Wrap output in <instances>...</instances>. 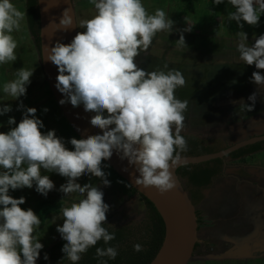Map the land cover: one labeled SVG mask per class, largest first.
I'll use <instances>...</instances> for the list:
<instances>
[{"label": "clouds", "instance_id": "obj_1", "mask_svg": "<svg viewBox=\"0 0 264 264\" xmlns=\"http://www.w3.org/2000/svg\"><path fill=\"white\" fill-rule=\"evenodd\" d=\"M227 2L235 9L228 13V20L235 21L240 28L242 21L257 26L264 14V0ZM89 3L95 13L90 19L80 20L79 25L69 10L64 11L58 28L67 30L75 24L83 31L77 32L68 44L56 42L45 59L58 69L55 87L64 95L59 103H70L73 107L82 104L85 112H94L90 124L102 134L71 138L73 150H69L55 130L41 131L44 124L37 118L36 108L20 102L17 110L23 111V118L17 124L14 117H9L7 123L14 127L0 132V264H36L40 257L44 245L35 232L41 219L31 208H21L25 197L13 198L9 190L32 189L35 184V191L47 197L55 185L48 175L41 174V169L67 178L59 189L65 197L73 193L82 197L60 209L63 224L56 228L66 241L62 260L70 264H78L83 254L99 241L109 245L115 239V226L107 224L110 206L104 202L103 191L92 183L77 182L90 174L110 186L107 179L110 174L103 170L102 162L109 160L114 151L121 160L135 166L139 173L134 177L136 185L153 187L160 194L176 187L170 169L181 162V153L188 148L181 135L188 101L178 99L175 90L186 81L179 70L145 71L135 61L141 51L149 50L158 32L177 30L175 22L162 8L149 14L143 0H89ZM213 3L219 5L224 0ZM24 15L12 0H0V65L17 59L18 42L13 33L20 30ZM183 31L176 41L178 46H186ZM236 35L240 38L239 59L264 70V34L255 37L250 46L244 31ZM33 71L24 67L17 70L16 78L4 83L3 92L11 100L25 96ZM250 80L264 88V75L260 71H254ZM248 99L253 103L241 100V110H252L256 93ZM11 111L10 104H0V116ZM133 250L140 252L143 246L136 243ZM118 254V246L96 247L95 251L98 264H108ZM44 259H48L46 253Z\"/></svg>", "mask_w": 264, "mask_h": 264}, {"label": "rangeland", "instance_id": "obj_2", "mask_svg": "<svg viewBox=\"0 0 264 264\" xmlns=\"http://www.w3.org/2000/svg\"><path fill=\"white\" fill-rule=\"evenodd\" d=\"M12 3L23 12V0H12ZM72 3L77 25L80 20L90 19L95 13L94 6L89 0H72ZM143 3L149 14H154L157 8H162L175 22L174 29L179 30L171 33L158 32L149 50L141 51L135 61L138 67L145 71L175 69L183 74L186 83L175 90L178 99L188 101L182 133L194 134L203 139L220 138L228 144L264 133V88L257 87L250 80L254 71H260L264 75V70H257L254 65H246L239 59L237 45L240 38L236 35L238 31H244L248 38L246 43L249 46L253 44L255 37L264 34V14H261L257 26H250L242 21L243 28H240L235 21L228 20V13L235 9L227 0L219 5L214 4L213 0H143ZM188 26H192L191 31H183ZM77 31L81 32L83 29L77 27ZM182 31L186 46H178L176 43ZM13 35L18 42L17 59L15 62L0 65V104H10L12 111L0 116V132H7L10 127H14L8 125L9 117H14L17 124L21 121L23 111L17 110V107L22 101L26 107L37 109L36 116L44 124L42 132L55 130L57 137L65 141V146L73 150V146L69 143L70 139L80 138L62 115L48 88L40 58L26 28L25 17L21 21L20 30ZM24 52L33 58L36 70L30 78V84L27 85L26 95L18 100H11L12 98L3 92V85L16 78L15 73L23 63L21 60L25 57ZM165 64L168 68H164ZM44 91L48 93L45 94ZM253 93H256V100L252 110H241L239 102L243 100L247 104H252L248 97ZM228 164L225 175L215 180L213 186L205 191V199L196 207L205 221L198 230V241L214 246L215 252L201 253L198 248L187 264H260L261 262L260 259L247 257L225 260V255H221L219 251H223L220 250L224 243L221 241L222 236L236 243L243 242L256 228L254 225L250 228L248 224L241 227L240 220L235 219L233 216L237 215L232 212L225 215V223L230 225L226 226L222 222V214L228 209L227 205H224L227 198L230 200V206L235 205L237 210L247 207L239 192L241 184L237 183L242 178V171L247 174L249 180L256 182V187L253 189L258 191L259 199L264 203L262 182L264 181V150L245 157L243 162L228 160ZM102 168L110 174L107 176L110 186H105L100 178L90 174L80 177L77 182L81 185L92 183L100 187L104 193V202L110 206L106 214L107 218L119 212L128 222L139 221L144 213V204L140 195L122 181L104 161ZM41 174L48 175L55 185L47 197L35 191V184L32 189H10L9 194L17 199L21 196L25 197L26 202L21 208L25 210L31 208L38 216L41 208L46 207L51 210L35 232L45 249L62 238L56 230L57 225L63 224L60 209L82 197L78 193L65 197V194L59 191L60 186L67 182L66 177L43 169ZM249 218L254 219V215L248 216ZM40 219H42L41 215ZM248 219L242 221L246 223Z\"/></svg>", "mask_w": 264, "mask_h": 264}, {"label": "water", "instance_id": "obj_3", "mask_svg": "<svg viewBox=\"0 0 264 264\" xmlns=\"http://www.w3.org/2000/svg\"><path fill=\"white\" fill-rule=\"evenodd\" d=\"M39 15L40 62L42 72L48 88L62 115L79 138L88 135L102 134V131L90 124L94 112H85L83 105L73 107L70 103L61 105L59 101L64 95L55 87L58 75L57 67L45 58L48 50L56 42L68 44L77 34V26L63 30L59 29V22L65 10L75 18L72 0H37ZM259 142H264V133L243 138L228 144L225 148L214 153L197 156H182L181 162L171 168L176 187L160 194L155 188H144L134 183V177L139 173L135 166L128 161L121 160L115 151L109 160L104 161L118 176L124 179L139 195L147 199L156 209L164 225L162 243L149 264H187L192 258L194 247L198 243V222L196 206L190 200L176 170L183 165L198 164L213 159H223L232 152ZM206 194V192H204Z\"/></svg>", "mask_w": 264, "mask_h": 264}, {"label": "trees", "instance_id": "obj_4", "mask_svg": "<svg viewBox=\"0 0 264 264\" xmlns=\"http://www.w3.org/2000/svg\"><path fill=\"white\" fill-rule=\"evenodd\" d=\"M23 12L25 14L24 17L27 31L33 40L34 46L40 58L37 0H23ZM24 54L25 57L21 60L23 63L18 70L22 67L26 69L32 68L34 73L36 70V63L30 55L27 56V52H24ZM44 93L47 94L48 92L44 91ZM181 135L185 137L188 144L187 151L181 153V156H197L214 153L222 150L228 145L226 141H222L220 138L203 139L197 135L186 133H181ZM263 150L264 142H259L254 145L240 148L223 159H213L198 164L180 166L176 170V174L188 192L190 200L197 207L204 199V192L213 186L215 180L225 175V167L229 165L228 160L231 162H243L245 157L254 155ZM118 177L127 183L120 176ZM140 198L144 204V213L142 218L137 222H128L126 217L121 216V213L119 212L110 215L107 218V224L115 226V239L111 241L109 245H105L102 240L99 241L95 247L90 248L86 254H83L82 259L78 262V264H98V258L95 255L96 247L105 248L108 246H118L119 253L114 260H108V264L150 263L162 243L164 225L154 206L141 195ZM50 213L51 210L46 207L39 210V217L41 215L42 218L41 223H43L45 218ZM56 213H58V211H56ZM196 215L199 230L201 225H203V219L201 218L198 210H196ZM105 227H107V225H105ZM109 231L111 232L113 229H109ZM65 243L66 241L60 238L45 249L41 250L40 257L38 258L36 264H70V262L66 259L62 260L64 257L62 247ZM136 243H140L143 246L142 251L135 252L133 250V245ZM199 246L200 244L196 243L194 251L197 250ZM45 253L48 256L47 260L44 259ZM104 259H107V257Z\"/></svg>", "mask_w": 264, "mask_h": 264}, {"label": "flooded vegetation", "instance_id": "obj_5", "mask_svg": "<svg viewBox=\"0 0 264 264\" xmlns=\"http://www.w3.org/2000/svg\"><path fill=\"white\" fill-rule=\"evenodd\" d=\"M263 134V133H262ZM229 166V165H228ZM226 166L225 169L228 167ZM242 178H240L241 180L243 179L244 181H247L249 180L248 179V176H241ZM240 181V180H238ZM251 181V180H249ZM242 196V194H241ZM204 199H205V193H204ZM203 199V200H204ZM248 198H242L243 202L246 203V200ZM252 198H250L251 200ZM203 200L201 201V203L203 202ZM262 202V201H261ZM224 205H227V211L225 213H223L222 215V222L225 223L226 219H225V215L226 213H235L237 216H233L235 219H238L240 220V225L241 227H243L245 224H248L249 226L248 227H252L254 225V227L257 228H254V231H251L252 234L250 235V237H248L247 239H244L245 241L243 242H233L231 241L229 238H224V236H222L221 238V241L224 242L221 246L223 247H226L228 245H230V249L233 250V251H230L229 254H223L225 255L224 257H234L233 259H239L238 257H247V258H254L256 259V257L260 256V255H263L264 254V235H261L259 233V230L262 231V229H264V203H260L258 205V208H260L261 210L259 211L260 213V218H261V221L259 222V220H256L255 218H249L248 219V216H252L254 215V217L256 216V211H254L253 208L250 207V203H249V200L248 202L246 203L247 207L246 209H242V210H237L236 209V206L233 205L232 207L230 206V200H225L224 202ZM232 208V210L230 211V209ZM201 216V215H200ZM203 219V224H205V221H204V218L201 217ZM245 219H248L249 221L248 222H244L242 220H245ZM251 223V225H250ZM227 224V222L225 223V225ZM226 226H230V225H226ZM199 243V242H198ZM200 246H199V251L201 253H204V252H209V253H213L215 252L214 250V246L212 245H209L207 244L206 242H202V243H199ZM216 248V247H215ZM198 249V248H197ZM196 251V250H195ZM195 251L193 252V254L195 253ZM220 252V251H219ZM258 259V258H257Z\"/></svg>", "mask_w": 264, "mask_h": 264}, {"label": "crops", "instance_id": "obj_6", "mask_svg": "<svg viewBox=\"0 0 264 264\" xmlns=\"http://www.w3.org/2000/svg\"><path fill=\"white\" fill-rule=\"evenodd\" d=\"M231 6V5H230ZM259 153V152H258ZM257 154V153H256ZM255 155V154H254ZM251 156H253V155H251ZM256 167H258V166H256ZM259 169L261 168V167H258ZM262 169V168H261ZM241 174H242V176L243 177H245V175L247 176V174L246 173H244L243 171L241 172ZM240 181H234V182H237V183H239L240 182V187H239V192L242 194V198L244 199V198H248L247 200H246V203L248 202V200H249V203H250V207L251 208H253L254 209V211L255 210H257L256 212V215H260V213H259V211L261 210L260 208H258V205L260 204V203H262L261 202V200L259 199L260 197L258 196L259 195V193H258V191H256V189H253L254 187H256V182H253L252 180L251 181H249V180H247V181H244L243 179L241 180V179H239ZM263 183H264V181H262ZM237 189V188H236ZM226 194V193H225ZM224 194V195H225ZM250 198H252L251 200H250ZM227 200H229L228 198H227ZM256 220H259V218H260V216L259 217H254ZM256 230H257V228H256ZM259 233L261 234V235H264V230L263 231H260L259 230ZM233 242H235L236 243V241H233ZM221 249L220 250H223V251H220V254L221 255H223V254H229L230 253V251H233V250H231L230 249V247H228V246H226V247H224V249H223V247H220ZM234 257H225L224 259L225 260H228V259H233ZM239 259L240 258H242V257H238ZM244 258V257H243ZM255 258V257H254ZM260 259L261 260V262H260V264H264V254L263 255H260V256H258V257H256V259ZM223 259V258H222Z\"/></svg>", "mask_w": 264, "mask_h": 264}]
</instances>
